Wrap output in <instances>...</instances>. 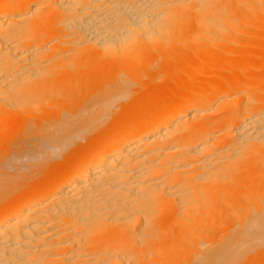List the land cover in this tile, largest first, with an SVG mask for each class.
<instances>
[{"label": "bare ground", "instance_id": "obj_1", "mask_svg": "<svg viewBox=\"0 0 264 264\" xmlns=\"http://www.w3.org/2000/svg\"><path fill=\"white\" fill-rule=\"evenodd\" d=\"M0 264H264V0H0Z\"/></svg>", "mask_w": 264, "mask_h": 264}]
</instances>
